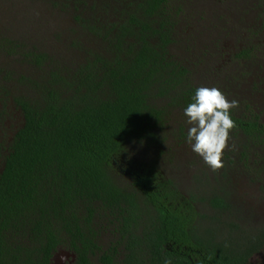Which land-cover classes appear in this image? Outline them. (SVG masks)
I'll return each mask as SVG.
<instances>
[{
    "label": "trees",
    "instance_id": "1",
    "mask_svg": "<svg viewBox=\"0 0 264 264\" xmlns=\"http://www.w3.org/2000/svg\"><path fill=\"white\" fill-rule=\"evenodd\" d=\"M133 2L103 34L91 29L104 51L78 64L24 54L40 75L20 76L32 92L13 97L23 122L0 169V264H50L60 246L73 264H248L264 253V227L242 228L225 197L186 196L156 159H127L137 147L159 157L166 143L186 142L184 109L200 87L171 51L184 0ZM231 115L248 164L264 149V123L249 104ZM122 160L126 183L115 172Z\"/></svg>",
    "mask_w": 264,
    "mask_h": 264
},
{
    "label": "rangeland",
    "instance_id": "2",
    "mask_svg": "<svg viewBox=\"0 0 264 264\" xmlns=\"http://www.w3.org/2000/svg\"><path fill=\"white\" fill-rule=\"evenodd\" d=\"M130 2L134 3L133 0H0V36L10 40L7 46L0 42V169L12 136L23 122L13 97L31 91L18 79L22 75H40L24 59V54L46 53L54 62L66 66L84 61L88 50L103 52L102 37L91 29L97 28L103 34L122 18V10ZM181 5L172 53L193 73L198 86L219 88L229 101H238L239 109L249 104L264 123V0H184ZM74 42H78L79 48L73 46ZM244 48L250 49L248 56L238 57L237 53ZM237 143L228 140L223 167L217 171H212L202 157L193 153L187 141L166 143L165 152L159 157L154 150L137 147L130 150L127 159L137 162L156 159L166 177L186 196L215 193L225 197L234 213L232 220L250 228H263L264 149L258 150L253 161L244 164ZM126 164V160L115 163L121 183L128 182L126 173L121 172ZM196 206L200 212L213 213L205 202ZM110 240L108 232L101 236L104 245ZM72 261L73 254L60 246L51 264ZM249 264H264V253L259 252Z\"/></svg>",
    "mask_w": 264,
    "mask_h": 264
},
{
    "label": "clouds",
    "instance_id": "3",
    "mask_svg": "<svg viewBox=\"0 0 264 264\" xmlns=\"http://www.w3.org/2000/svg\"><path fill=\"white\" fill-rule=\"evenodd\" d=\"M192 102L184 109L187 123V142L191 151L217 171L223 167V152L228 147L230 132L236 127L231 110L239 106L238 101H229L217 87H198ZM164 264H171L165 260Z\"/></svg>",
    "mask_w": 264,
    "mask_h": 264
},
{
    "label": "flooded vegetation",
    "instance_id": "4",
    "mask_svg": "<svg viewBox=\"0 0 264 264\" xmlns=\"http://www.w3.org/2000/svg\"><path fill=\"white\" fill-rule=\"evenodd\" d=\"M232 211V212H231ZM234 215V213H233V210H229V212H228V216H230L231 218H232V216ZM224 217H225V215H224ZM242 228H244V229H249L250 227H248L247 225H243V224H240V223H238ZM103 247H106V246H103ZM58 248V247H57ZM57 248H56V250H57ZM55 250V251H56ZM55 251L53 252V255H54V253H55ZM72 254H73V261H72V263L71 264H73L74 262H75V254L71 251V250H69ZM259 253V252H258ZM258 253H256V254H254L253 256H251L250 257V259H249V261H248V264H249V262L251 261V259L255 256V255H257ZM53 255H52V257H51V259H50V264H51V261H52V258H53ZM119 260H120V257L118 258ZM118 264H121V263H118Z\"/></svg>",
    "mask_w": 264,
    "mask_h": 264
}]
</instances>
